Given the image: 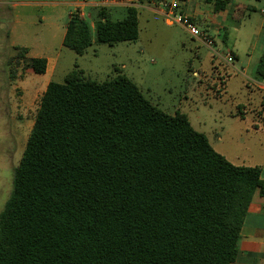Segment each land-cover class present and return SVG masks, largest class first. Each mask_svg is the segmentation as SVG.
<instances>
[{"label": "trees", "instance_id": "obj_1", "mask_svg": "<svg viewBox=\"0 0 264 264\" xmlns=\"http://www.w3.org/2000/svg\"><path fill=\"white\" fill-rule=\"evenodd\" d=\"M92 8L97 42L138 37L136 6ZM91 30L72 11L62 45L83 54ZM27 60L45 72L46 58ZM257 187L258 165L229 161L120 69L96 80L76 67L41 95L0 211V264H230Z\"/></svg>", "mask_w": 264, "mask_h": 264}, {"label": "rangeland", "instance_id": "obj_2", "mask_svg": "<svg viewBox=\"0 0 264 264\" xmlns=\"http://www.w3.org/2000/svg\"><path fill=\"white\" fill-rule=\"evenodd\" d=\"M0 0V211L13 187L17 165L35 114L47 73H35L27 59L16 61L5 31L12 26L15 14L25 21L19 33L22 42L58 52L51 78L63 81L66 73L81 68L86 76L104 80L116 74V68L132 79L143 94L163 110L184 113L192 127L205 133L215 150L232 163L258 161L264 143L250 128L252 113L245 119L237 114L238 103L254 100L245 78L225 52L216 51L193 38L178 24L166 25L162 18L147 9H138V37L113 44L95 40L93 29L97 11L85 16L92 26V44L83 54L62 45V23L67 11L42 12L26 6L10 11ZM63 9V8H62ZM112 18L124 15V7ZM52 16L40 21L41 14ZM30 21H34L31 23ZM51 24H50V23ZM49 81V80H48ZM46 87V86H45ZM250 107V104H248Z\"/></svg>", "mask_w": 264, "mask_h": 264}, {"label": "crops", "instance_id": "obj_3", "mask_svg": "<svg viewBox=\"0 0 264 264\" xmlns=\"http://www.w3.org/2000/svg\"><path fill=\"white\" fill-rule=\"evenodd\" d=\"M87 1L90 3L96 0ZM81 2L82 0L2 1L10 11L18 6H26L42 12L51 11L52 13L57 12L58 8H61V12L68 9L67 20L61 25V41L65 34L70 13L77 7L87 13L92 9L91 4L81 5ZM218 2L221 3L219 8H216ZM120 8V6L111 7L109 9L110 15L118 14ZM137 8H144L156 13L166 25H173L151 3L143 2ZM181 8L214 39L215 45H217L216 51L224 49L231 51L233 54L234 59L231 62L233 67L247 78L246 86L249 92L257 95L254 100L250 96V100H247L248 103L237 104V111H241L238 116L245 119L248 112L252 113L248 123L250 128H246V130L251 129L258 135V140L264 143V74L259 75L256 71L257 64L264 54V0H183ZM51 16V14L43 13L40 15L39 20L44 21ZM24 22L19 14H15L12 26L5 31V36L10 47L23 46L28 49L26 59L31 57L46 58L44 73H47L48 77L43 86L45 90V86L51 80L49 77L51 78L55 71L58 52L54 53L48 48L44 49L23 43L21 41L23 34L19 33V30ZM30 22L34 23V21ZM13 50L15 51V49ZM248 104H250V107ZM235 164L258 165L260 167V177L264 180V149L258 161ZM230 264H264V190L261 191L260 187L255 189L248 205L238 240V255Z\"/></svg>", "mask_w": 264, "mask_h": 264}, {"label": "built area", "instance_id": "obj_4", "mask_svg": "<svg viewBox=\"0 0 264 264\" xmlns=\"http://www.w3.org/2000/svg\"><path fill=\"white\" fill-rule=\"evenodd\" d=\"M143 2L153 4L156 10H158L162 16L172 24H178L182 26L193 38L198 39L202 44L209 48L215 45L214 39L208 34V32L200 28L192 17L184 12L181 8L183 0H96L88 3L87 0H82L81 5L88 3L92 6L99 7H130L138 6ZM75 10L79 11L80 16H90L85 10L77 7ZM226 60L232 62L234 57L231 51L225 52Z\"/></svg>", "mask_w": 264, "mask_h": 264}]
</instances>
